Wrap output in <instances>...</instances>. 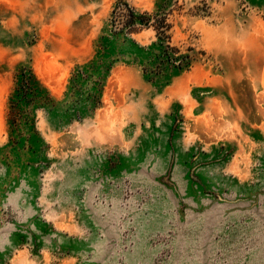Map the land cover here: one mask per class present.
Returning a JSON list of instances; mask_svg holds the SVG:
<instances>
[{"label": "rangeland", "instance_id": "1", "mask_svg": "<svg viewBox=\"0 0 264 264\" xmlns=\"http://www.w3.org/2000/svg\"><path fill=\"white\" fill-rule=\"evenodd\" d=\"M0 264H264V0H0Z\"/></svg>", "mask_w": 264, "mask_h": 264}, {"label": "trees", "instance_id": "2", "mask_svg": "<svg viewBox=\"0 0 264 264\" xmlns=\"http://www.w3.org/2000/svg\"><path fill=\"white\" fill-rule=\"evenodd\" d=\"M151 19H153V22H151ZM110 22L115 32L132 33L136 32L138 27L152 26L156 32L158 40L161 42V49L156 57L158 62L155 66L158 70L165 64H170L178 70L186 68L189 65L190 56L183 55L174 57L172 54L175 53L176 49H171L168 45H164L166 42L165 39H169L168 36H166V31L168 30L169 25L165 22L164 18L150 17L146 14H137L134 9L129 7L126 3L119 2L116 4L111 13ZM20 89L22 88L20 87ZM21 92L22 97H24V92Z\"/></svg>", "mask_w": 264, "mask_h": 264}]
</instances>
